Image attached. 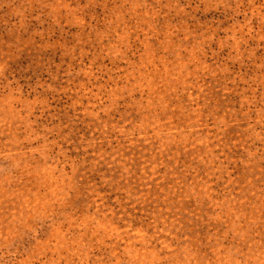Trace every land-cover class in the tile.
<instances>
[{
  "label": "rangeland",
  "instance_id": "obj_1",
  "mask_svg": "<svg viewBox=\"0 0 264 264\" xmlns=\"http://www.w3.org/2000/svg\"><path fill=\"white\" fill-rule=\"evenodd\" d=\"M0 264H264V0H0Z\"/></svg>",
  "mask_w": 264,
  "mask_h": 264
}]
</instances>
